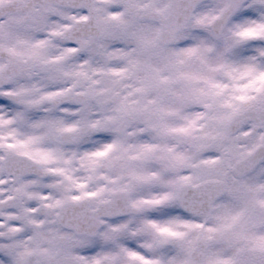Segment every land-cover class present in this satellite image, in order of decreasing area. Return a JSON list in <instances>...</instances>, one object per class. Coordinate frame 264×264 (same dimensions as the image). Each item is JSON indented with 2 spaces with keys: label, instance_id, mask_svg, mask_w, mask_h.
<instances>
[{
  "label": "snow or ice",
  "instance_id": "snow-or-ice-1",
  "mask_svg": "<svg viewBox=\"0 0 264 264\" xmlns=\"http://www.w3.org/2000/svg\"><path fill=\"white\" fill-rule=\"evenodd\" d=\"M0 264H264V0H0Z\"/></svg>",
  "mask_w": 264,
  "mask_h": 264
}]
</instances>
